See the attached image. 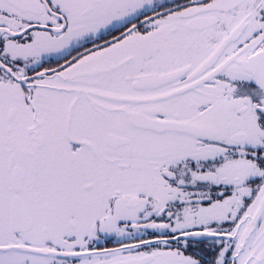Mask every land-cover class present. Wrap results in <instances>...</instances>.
<instances>
[{
  "label": "snow or ice",
  "instance_id": "obj_1",
  "mask_svg": "<svg viewBox=\"0 0 264 264\" xmlns=\"http://www.w3.org/2000/svg\"><path fill=\"white\" fill-rule=\"evenodd\" d=\"M0 264H264V0H0Z\"/></svg>",
  "mask_w": 264,
  "mask_h": 264
}]
</instances>
